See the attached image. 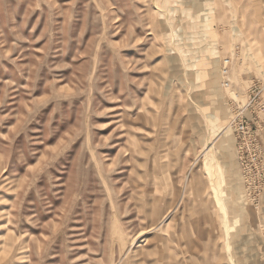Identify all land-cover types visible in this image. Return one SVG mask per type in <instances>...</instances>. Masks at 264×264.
<instances>
[{
    "label": "rangeland",
    "instance_id": "374dc122",
    "mask_svg": "<svg viewBox=\"0 0 264 264\" xmlns=\"http://www.w3.org/2000/svg\"><path fill=\"white\" fill-rule=\"evenodd\" d=\"M0 264H264V0H0Z\"/></svg>",
    "mask_w": 264,
    "mask_h": 264
},
{
    "label": "built area",
    "instance_id": "2783aa9c",
    "mask_svg": "<svg viewBox=\"0 0 264 264\" xmlns=\"http://www.w3.org/2000/svg\"><path fill=\"white\" fill-rule=\"evenodd\" d=\"M230 69V58L225 57L221 59L219 77L220 87L223 90H228L231 87ZM256 91H259L258 84L252 83L248 89V97L252 98L250 100L251 103L257 95ZM234 97H237V95L235 94ZM242 109L243 108L232 111L226 129L232 132L235 142L236 160L241 169L242 175L247 178L250 176L252 167H256L260 161L261 149L257 142L255 127L252 126L250 119L244 117L243 113L246 109Z\"/></svg>",
    "mask_w": 264,
    "mask_h": 264
},
{
    "label": "bare ground",
    "instance_id": "6f19581e",
    "mask_svg": "<svg viewBox=\"0 0 264 264\" xmlns=\"http://www.w3.org/2000/svg\"><path fill=\"white\" fill-rule=\"evenodd\" d=\"M228 130V129H226ZM229 131V130H228ZM220 133H222L221 135L217 136V138L222 139V141L224 140V142L226 143L225 140V132L224 131H220ZM206 150L203 153V164H204V168L207 171V173L211 176V179L214 181L215 177H217L218 182L216 184H213V190L215 191L216 195V199H217V203L222 211L223 214V219H224V224L226 226H228V213L227 212V207L223 202V190L221 189V185L223 182V179L220 178V173H221V167H219L216 156H215V152H214V146H213V142L212 143H208V146L205 148ZM214 177V178H213ZM147 201V200H146ZM237 201V200H236ZM228 230V228H227ZM226 230V231H227ZM227 250V249H226ZM228 252V250H227ZM231 252V251H230ZM231 259V257H230ZM232 262V260H231Z\"/></svg>",
    "mask_w": 264,
    "mask_h": 264
}]
</instances>
